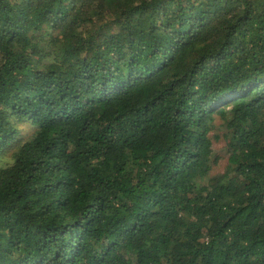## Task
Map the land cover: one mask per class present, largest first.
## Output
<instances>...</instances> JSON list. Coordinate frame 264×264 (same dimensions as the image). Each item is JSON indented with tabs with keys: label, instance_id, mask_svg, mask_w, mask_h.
<instances>
[{
	"label": "trees",
	"instance_id": "obj_1",
	"mask_svg": "<svg viewBox=\"0 0 264 264\" xmlns=\"http://www.w3.org/2000/svg\"><path fill=\"white\" fill-rule=\"evenodd\" d=\"M0 264H264V0H0Z\"/></svg>",
	"mask_w": 264,
	"mask_h": 264
},
{
	"label": "rangeland",
	"instance_id": "obj_2",
	"mask_svg": "<svg viewBox=\"0 0 264 264\" xmlns=\"http://www.w3.org/2000/svg\"><path fill=\"white\" fill-rule=\"evenodd\" d=\"M221 119L218 117L217 118V124L220 126L217 130L216 133L219 135L218 138L214 139L213 142V147L215 149V151H217V154L220 155V158L217 162V164H214L212 170H211V175H216V174H220L222 172H224L225 167L228 163V157L229 154L226 153V151L224 150V148L226 147V137H225V133H226V128L225 125L221 126ZM30 128L25 129L24 130V135L27 134V132H29Z\"/></svg>",
	"mask_w": 264,
	"mask_h": 264
}]
</instances>
